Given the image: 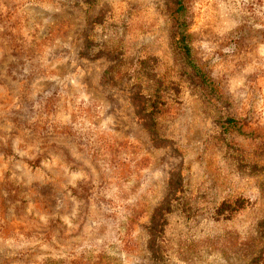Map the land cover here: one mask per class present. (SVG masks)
Segmentation results:
<instances>
[{
  "label": "rangeland",
  "instance_id": "374dc122",
  "mask_svg": "<svg viewBox=\"0 0 264 264\" xmlns=\"http://www.w3.org/2000/svg\"><path fill=\"white\" fill-rule=\"evenodd\" d=\"M185 4L0 0V264H264V0Z\"/></svg>",
  "mask_w": 264,
  "mask_h": 264
},
{
  "label": "trees",
  "instance_id": "16d2710c",
  "mask_svg": "<svg viewBox=\"0 0 264 264\" xmlns=\"http://www.w3.org/2000/svg\"><path fill=\"white\" fill-rule=\"evenodd\" d=\"M188 2H189V0H188ZM174 3H175V5H177V8H176L177 12L185 9V7H186L185 0H174ZM204 81H206V84L208 82H210L208 77L204 78ZM236 122H237L236 120H233V119L230 120V123H232L234 125L237 124ZM159 212H160V209H158L155 212L153 219H152V226L150 228V233H152V235H154L156 233V231H158L157 228L161 226V224H158V221H157L158 216H159Z\"/></svg>",
  "mask_w": 264,
  "mask_h": 264
}]
</instances>
